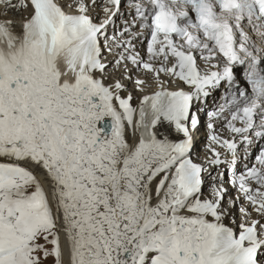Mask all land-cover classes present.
<instances>
[{
    "label": "snow or ice",
    "instance_id": "1",
    "mask_svg": "<svg viewBox=\"0 0 264 264\" xmlns=\"http://www.w3.org/2000/svg\"><path fill=\"white\" fill-rule=\"evenodd\" d=\"M0 5V264H264V0Z\"/></svg>",
    "mask_w": 264,
    "mask_h": 264
},
{
    "label": "bare ground",
    "instance_id": "2",
    "mask_svg": "<svg viewBox=\"0 0 264 264\" xmlns=\"http://www.w3.org/2000/svg\"><path fill=\"white\" fill-rule=\"evenodd\" d=\"M15 2V0H14ZM30 11V9H20V10H14V12H11V14L3 16L2 18H8V19H13L14 21H16L15 27L18 30L20 27V21L27 16L28 12ZM96 11L101 12L102 14V10L101 8H97ZM119 23V22H118ZM138 49H140L141 51H143V46L138 45ZM108 60H112L113 57L111 55H108ZM242 69V68H241ZM241 69H236L237 72V79H240L242 76L239 75V73L241 72ZM119 73L118 72H112V76H118ZM107 82V81H106ZM128 90L131 91L132 87L131 85L128 86ZM223 92V89H221V93ZM134 95L139 96V92L134 93ZM219 98V94H217V96L215 97H211L209 98V102H208V107L211 108L213 106V100H216ZM133 103H136V101H133ZM203 118V117H202ZM195 134H197L198 137H195V143H196V151L194 153V159L197 156H203L204 154V145L206 143V129L201 126V128L195 132ZM194 134V135H195ZM260 147H264V143L260 144ZM255 149H256V145L253 144V147L251 149H249V158H248V162L249 163H253L254 160L252 159V157L255 155ZM243 163V162H242ZM35 174L38 176V178L42 181L43 186L47 191L50 190V185L48 183V181L45 179V173L42 170H35ZM208 188L207 183L205 184L204 190ZM209 190V189H207ZM208 193V192H207ZM209 195V193H208ZM229 195H234V193H232L231 191L229 192ZM207 196V195H206ZM237 219H239V216H237Z\"/></svg>",
    "mask_w": 264,
    "mask_h": 264
},
{
    "label": "rangeland",
    "instance_id": "3",
    "mask_svg": "<svg viewBox=\"0 0 264 264\" xmlns=\"http://www.w3.org/2000/svg\"><path fill=\"white\" fill-rule=\"evenodd\" d=\"M208 188H206L205 190H204V193H205V195H208V193H209V190H207ZM46 191V190H45ZM208 192V193H207ZM41 243H43V240H41L40 241ZM47 247H51V245H47ZM42 264H53V258L52 257H49V258H47V259H44V260H42Z\"/></svg>",
    "mask_w": 264,
    "mask_h": 264
}]
</instances>
